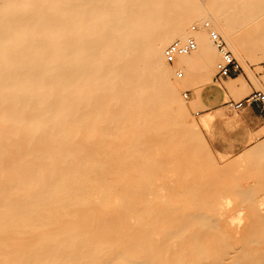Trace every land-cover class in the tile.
<instances>
[{
    "label": "bare ground",
    "instance_id": "bare-ground-1",
    "mask_svg": "<svg viewBox=\"0 0 264 264\" xmlns=\"http://www.w3.org/2000/svg\"><path fill=\"white\" fill-rule=\"evenodd\" d=\"M209 29L264 87L250 68L264 0H0V264H264V203H249L262 234L238 242L241 217L203 202L222 171L178 161L206 148L181 90L225 94L193 73L216 56ZM189 37L196 49L167 63L164 47ZM255 146L241 158L261 159Z\"/></svg>",
    "mask_w": 264,
    "mask_h": 264
},
{
    "label": "rangeland",
    "instance_id": "rangeland-1",
    "mask_svg": "<svg viewBox=\"0 0 264 264\" xmlns=\"http://www.w3.org/2000/svg\"><path fill=\"white\" fill-rule=\"evenodd\" d=\"M201 23H203V21H201L200 23H197V24L194 23L193 25H196V26H198V28H201L202 27ZM191 24L189 27H191ZM218 60H219V55L216 51L215 58L212 61H209L208 63L203 62V61H195L194 64L197 66L193 69V73L196 72L195 76L198 77V79H202L204 77V74H203L204 71L203 70H205V73L208 72V74H210V76L212 77V80H213V76L215 73V63ZM187 66H189V63ZM258 66H260V67H258ZM250 68L252 69V72H254V74L258 78H261V76L264 74V61L260 62L258 65H252ZM239 74L242 75L243 78L246 80L247 89L242 93V95H240V97H235L230 92H227L226 94H222L219 97V102H217L218 104H221L222 101H227L229 99H232L234 101H238L239 99L243 98L248 93H250L252 90L264 91V87H260V86L256 85L253 81H251L248 73L245 70L242 69V72ZM235 77L236 76H232V77L223 79L221 82H216V81H214V82H215V84L225 86L226 82L230 78H235ZM184 93L187 94V97H184ZM180 95H181L182 99L184 100V102L187 106L189 120H195L196 123L198 124V129L200 131V138L202 140V143H205L206 148L203 147V144H200L199 147L202 151H200V152L195 151L192 153H188L185 158H184L185 155L181 154V156L183 158L179 159L178 161H181V162L185 161L187 166H188V162H190V164L192 162H196V163L199 162L200 164H202L201 165L202 167L200 166L201 167L200 169L202 171L204 170L203 172H207L206 170H208L209 173L211 171H214V170L220 171V172L222 171L223 174L214 176L215 178L211 176V178L209 177L210 181H207V182L203 181V184H201L203 187L206 186V188L207 187L210 188V191L208 192V194H207L205 200H203V202L205 201L206 203H209L211 206H214L215 208L219 207L220 211H222L223 213L226 211H231L236 216L241 217V219H240L241 221L238 224V229H237L238 232L237 233L233 232V234L236 236L235 238L237 239L238 242L244 237H252V236L262 234V232H259L258 230L255 229L256 228L255 227L256 222L254 221V219L252 217L251 210L249 207V203H250V201H251V203L256 202V204L257 203H264V164H263L264 163V158H263L264 156H262L261 159L258 158V160L253 159V158H250L248 160V159H244V158L242 159L240 156L241 154H240L239 155L240 157L237 156L236 160H234V162H236L238 165L234 167V165H236V164L233 162V166H232L233 168L231 166H230V168H228V166H229L228 164H230V165H232V164L229 163V161H228V164H226V162H227L226 156L221 155V154L219 155V154L214 153L212 151V149L209 147V145L205 139V133L208 132V129H205V127L204 126L202 127V125L200 124L201 123L200 122V115H198V112H201L203 110H206V109L212 107L213 104H209L207 102V100H205L204 98L201 100H198L197 97L194 95L193 89H185V90L182 89ZM197 102H199V103H197ZM196 103L198 106L196 105ZM194 104L196 107L194 106ZM220 109L223 112L231 111L232 113H235V111H236V110L235 111L229 110L227 107H221ZM262 130H263L262 132L260 130L256 133H254V135H253L254 138H253V136H250V138H253L251 140H254L257 137L263 135L264 129H262ZM262 141L263 140L257 142L255 145H258ZM255 145H253V146H255ZM253 146H251V147H253ZM251 147L249 149H251ZM246 150H244V151H246ZM239 158H241V159H239ZM241 161L244 163L241 164ZM206 163H208L210 165H208V164L205 165ZM214 164H216V165L218 164V165L214 166ZM223 165L224 166L226 165V166L224 167ZM226 167H227V169H226ZM194 169H195V172L197 170H199L198 168L196 169V167ZM192 177H194V176H192ZM192 177H190L191 184L195 183L194 186L195 185L196 186L194 188H196V187L199 188L200 184L196 182L198 180L197 176H195L194 178H192ZM204 177H206V179H207L206 174ZM195 178H197V179H195ZM206 179H204V180H206ZM211 180H214V181H211ZM193 181H195V182H193ZM213 182H214V184H213ZM219 188L220 189L222 188L224 190L223 195H222L224 197H219V193L217 192V190ZM233 188L235 189L234 190L235 192L230 190ZM199 192L195 191V193H194L196 195L195 200L197 201V203H199L201 201V199H199L200 198ZM245 192H247L248 194L250 193V195L254 194L255 200H253V199L249 200L248 199L249 200L248 202L242 200L240 198V195H242V193H245ZM213 196H217V197L212 198ZM224 205H226L227 207L225 208ZM226 218L229 219V217H226ZM229 226H231V224ZM228 233H230V235H231L232 231H230ZM254 264H256V263H254Z\"/></svg>",
    "mask_w": 264,
    "mask_h": 264
},
{
    "label": "crops",
    "instance_id": "crops-1",
    "mask_svg": "<svg viewBox=\"0 0 264 264\" xmlns=\"http://www.w3.org/2000/svg\"><path fill=\"white\" fill-rule=\"evenodd\" d=\"M222 87L225 94L229 92L228 81ZM220 96L212 107L198 112V115L212 114L213 119L209 122L205 139L214 153L226 156V164H228V161L236 159L244 150L264 140V134L251 140L254 138V133L260 130L262 132L264 129V113H261L255 105L243 106L235 113L223 112L220 108L225 107L224 101L221 104L217 103Z\"/></svg>",
    "mask_w": 264,
    "mask_h": 264
},
{
    "label": "built area",
    "instance_id": "built-area-1",
    "mask_svg": "<svg viewBox=\"0 0 264 264\" xmlns=\"http://www.w3.org/2000/svg\"><path fill=\"white\" fill-rule=\"evenodd\" d=\"M204 26L209 28L208 22H205ZM192 29H196V27L193 26ZM209 35L220 55L219 60L215 64L213 79L216 82H221L223 79L236 76L241 73V66L232 56L231 52L226 48L224 41L220 38L218 33L213 29H209ZM196 46L197 44L195 40L191 37L185 40H174L164 47V59L167 63L173 64L178 56L186 55L192 52L196 49ZM180 76L181 72L178 73V77ZM184 97H187L186 93H184ZM224 105L229 110L234 111L242 108L243 106L255 105L261 113H264V91L252 90L238 101H234L232 99L224 101Z\"/></svg>",
    "mask_w": 264,
    "mask_h": 264
}]
</instances>
